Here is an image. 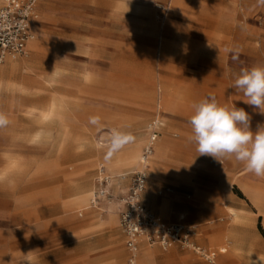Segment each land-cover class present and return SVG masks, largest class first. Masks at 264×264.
<instances>
[{
	"label": "rangeland",
	"instance_id": "obj_1",
	"mask_svg": "<svg viewBox=\"0 0 264 264\" xmlns=\"http://www.w3.org/2000/svg\"><path fill=\"white\" fill-rule=\"evenodd\" d=\"M170 1L37 0L33 45L39 47L4 54L0 62V112L10 121L0 129V264H101L104 239L114 230L107 220L116 218L118 227L122 194L109 186L110 197L96 207L90 195L100 167L113 182L119 173L136 170L109 163L126 149L120 142L135 134L137 123L145 139L141 149L145 144L157 114L160 76L191 93L193 104L209 94L229 108L246 99L234 79L242 69L264 67V0H181L175 10ZM162 19L177 23L180 38L172 57L159 49ZM9 58L15 62L3 69ZM162 116L174 120L168 136L182 140L181 155L193 159L198 152L189 140V119ZM177 124L188 128L185 136ZM219 163L226 167L223 158ZM229 184L225 179L220 184L225 202ZM176 188L166 178L155 182L147 172L142 201L165 218L146 192L153 190L159 200ZM82 190L90 194L86 201L77 194ZM231 191L243 197L236 186ZM90 214L106 220L97 232L82 230ZM183 217L197 228L233 220L222 216L202 223L186 212ZM258 228L262 232L260 223ZM200 238L196 233L194 243L216 251V264H264L258 251L240 259L229 255L225 242L206 246ZM122 244L124 255L114 256L113 264H127ZM221 245L227 252H218ZM151 248L157 249L155 264H210L179 244Z\"/></svg>",
	"mask_w": 264,
	"mask_h": 264
},
{
	"label": "crops",
	"instance_id": "obj_2",
	"mask_svg": "<svg viewBox=\"0 0 264 264\" xmlns=\"http://www.w3.org/2000/svg\"><path fill=\"white\" fill-rule=\"evenodd\" d=\"M180 1L171 0L170 8L175 10L181 4ZM39 20H35L33 23L36 24ZM221 24L224 25V22H221ZM32 31L35 36L34 31H38L37 24L35 30L32 27ZM157 33L159 35L158 43L160 52L167 57H172L176 42L180 38L177 32V23L162 19ZM34 41L32 40L28 45V50L32 46L31 51L33 52L39 47V45H33ZM9 60H12V63L9 64ZM14 62L15 59H8L3 65L4 69H9ZM156 92L158 93V100L155 119L161 122L159 137L162 133L163 135L160 138L158 137L155 143L154 153L151 157L156 165V169L148 165V173L151 172V177L155 182L166 178L174 186H177V188L159 200L155 197L153 190H148L146 192V198L158 207L161 215L165 217L161 218L168 223L180 222L186 225H195L197 228L196 223H190L184 220V212L188 213V219L202 223L208 219L222 216L230 220L233 216V220L230 221L218 222L213 225H200L197 228V233L201 237L200 242L206 246L225 242L230 248L229 255L238 254L240 259H247L249 253L258 251L264 260V177H257L247 171L244 164L236 161L234 156L223 158L226 162V167L223 168L218 160L210 156H207L206 159L204 155L201 156L197 153L190 160L188 159V155H181L183 153L180 152L179 148L182 146L183 141L172 140L168 136L170 127L174 125V120L169 117H163L162 114L167 113L174 116H181L186 120L189 119L194 112L191 93L180 91L163 75L158 78ZM145 96L151 99L153 98V93L146 92ZM238 108H243L249 113L251 117L250 124L256 123L259 126L258 123L260 122L264 125V114L255 111L253 107L247 105L244 101L239 102ZM163 118L168 120V125L162 121ZM182 124L184 125L185 123ZM182 124H177V127L185 136L188 128L186 126L183 127ZM136 129L135 134L126 135L122 142H120L127 147L111 158L109 163L111 166H116L117 169L128 167L136 168L141 145L145 140L142 137L139 123L136 124ZM201 158L205 159L201 160ZM133 171L119 173V179L112 183L111 188L123 194L129 184L130 174ZM238 171L240 172L238 173ZM125 176H128V179ZM223 179L230 181L229 191H227L228 202L222 199L220 184ZM233 186L239 188L243 197H238L231 191ZM109 190L110 187H108ZM164 190L168 191L169 187H166ZM81 192L87 191L82 190L77 194ZM150 192L152 193V200L148 198ZM185 192H188V194ZM89 195L87 193V197ZM229 208L234 209L236 215L231 214ZM89 218L87 224L82 227V230H87V232L90 230L92 232L99 231L104 226L103 223L106 222L105 219L96 214H90ZM176 218L178 220L173 221ZM107 221L112 223L114 230L104 239L103 249L100 251L103 256L98 260L101 264H113L114 256L122 258L124 255L122 243L125 246V239L120 228L118 229L119 221L118 227L116 218H111ZM258 223H260L263 233L259 230ZM151 247L153 246L148 245L142 240L139 241L138 264H155L154 255L157 249ZM222 248L224 251H220ZM218 252H227V247L221 245Z\"/></svg>",
	"mask_w": 264,
	"mask_h": 264
},
{
	"label": "built area",
	"instance_id": "obj_3",
	"mask_svg": "<svg viewBox=\"0 0 264 264\" xmlns=\"http://www.w3.org/2000/svg\"><path fill=\"white\" fill-rule=\"evenodd\" d=\"M37 0H2L0 3V62L4 54L12 56L26 52L28 43L34 38L32 24L37 18ZM161 122L152 120L147 127V139L141 149V162L152 154L159 137ZM111 177L102 167L98 170L96 189L90 204L96 207L103 198H109L107 185ZM147 183V170L139 168L130 174L129 184L119 197V228L124 235L128 251L127 264H137L138 243L141 238L150 246L167 249L172 244L191 248L195 253L216 264V251L194 243L197 233L195 225L180 222L168 223L154 214L142 203V194Z\"/></svg>",
	"mask_w": 264,
	"mask_h": 264
},
{
	"label": "clouds",
	"instance_id": "obj_4",
	"mask_svg": "<svg viewBox=\"0 0 264 264\" xmlns=\"http://www.w3.org/2000/svg\"><path fill=\"white\" fill-rule=\"evenodd\" d=\"M234 87L246 97L244 103L264 114V67L242 69L234 79ZM193 109L189 140L196 144L199 155L218 161L234 156L247 171L264 177V125L252 131L248 112L235 105H221L212 94L194 104ZM9 123L6 114L0 112V129Z\"/></svg>",
	"mask_w": 264,
	"mask_h": 264
},
{
	"label": "bare ground",
	"instance_id": "obj_5",
	"mask_svg": "<svg viewBox=\"0 0 264 264\" xmlns=\"http://www.w3.org/2000/svg\"><path fill=\"white\" fill-rule=\"evenodd\" d=\"M1 1L2 0H0V3H1ZM38 7V6H37ZM37 14V19L39 20V16H38V13H36ZM35 26H36V24L35 23H33L32 24V27H33V29L35 30ZM32 42V41H31ZM31 42H29L28 43V45L31 43ZM10 59V58H9ZM12 60H9V64L10 63H12L11 62ZM3 69H4V67H3ZM8 85H10L9 83H8ZM55 102H53L52 103V107H54V104ZM50 108V107H49ZM145 141V140H144ZM144 143V142H143ZM156 143V142H155ZM155 143H154V147H155ZM142 146V145H141ZM153 153H154V150H153V152H152V154L151 155H149L145 160H144V162L142 163L141 162V151H140V155H139V158H138V162H137V165H136V168L135 169H139V168H145L146 170H147V172H148V165H150V167H152V168H155L156 169V165L154 164V161L152 160V155H153ZM149 174V173H148ZM110 175V174H109ZM111 177V176H110ZM112 183H113V177H111V180H110V182L108 183V185H107V188L109 187V186H112ZM87 193L88 192H81V194H80V197H81V199H82V201H86V199H87ZM91 197H92V195H91ZM90 197V198H91ZM148 198L150 199V200H152V195H151V193H149L148 194ZM105 199H107V198H103L102 200H105ZM229 212L231 213V214H233V215H236V211L234 210V209H232V208H229ZM195 238H196V236H195ZM141 240L143 241V239L141 238ZM244 244V243H243ZM220 251H224V249H221ZM137 264H138V258H137Z\"/></svg>",
	"mask_w": 264,
	"mask_h": 264
}]
</instances>
